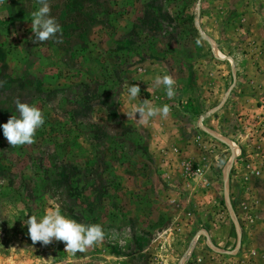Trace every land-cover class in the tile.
I'll return each instance as SVG.
<instances>
[{"label": "rangeland", "instance_id": "obj_1", "mask_svg": "<svg viewBox=\"0 0 264 264\" xmlns=\"http://www.w3.org/2000/svg\"><path fill=\"white\" fill-rule=\"evenodd\" d=\"M10 1L0 126L17 99L45 123L19 147L0 127V264H264V0H72L51 8L62 43ZM146 99L169 115L129 119ZM57 206L105 239L33 245L24 222Z\"/></svg>", "mask_w": 264, "mask_h": 264}, {"label": "clouds", "instance_id": "obj_2", "mask_svg": "<svg viewBox=\"0 0 264 264\" xmlns=\"http://www.w3.org/2000/svg\"><path fill=\"white\" fill-rule=\"evenodd\" d=\"M3 2L4 0H0V3ZM38 3L40 7L32 12L31 29L34 36L31 39L33 43H43L53 38L57 43H62L61 26L51 15L50 0H38ZM3 83L0 81V86ZM154 84L155 86L164 85L169 99L175 96L176 81L171 75L156 76ZM140 93L141 88L138 84L128 86L129 101H134ZM16 110L19 117L12 115L6 123L0 126L3 128L4 137L12 147L34 144L37 130L45 123L41 109L17 99ZM170 110V105L165 104L158 108L146 99L141 105H134L129 112L124 113L129 119L136 117L138 113L140 122L147 123L150 118L157 115L166 118ZM24 224L28 228V235L33 245L39 242L43 246H48L53 241L62 242L65 245V252L73 256L102 242L106 236L100 224L85 225L77 222L62 215L59 206L47 210L39 220L36 216H29Z\"/></svg>", "mask_w": 264, "mask_h": 264}, {"label": "crops", "instance_id": "obj_3", "mask_svg": "<svg viewBox=\"0 0 264 264\" xmlns=\"http://www.w3.org/2000/svg\"><path fill=\"white\" fill-rule=\"evenodd\" d=\"M29 1H34V4L31 5L32 7H35L34 10H37L40 7V5L38 3V0H29ZM25 2H28V0H12V1H10V3L12 5H9V8L10 7H13L15 13L16 12L18 13V15H17L18 18H24L28 14V10H29V7L28 6H27V8H26L25 11H22V10H24V5L26 4ZM60 2L63 3V6H61V7L59 6ZM74 2L75 1H72V0H70V1L69 0H65V1L50 0V5H52L51 8H56V9H60L62 7L63 8L64 7L70 8L71 6L74 5ZM0 4L1 5H4V6H7L8 0L7 1L4 0V2L3 3H0Z\"/></svg>", "mask_w": 264, "mask_h": 264}]
</instances>
